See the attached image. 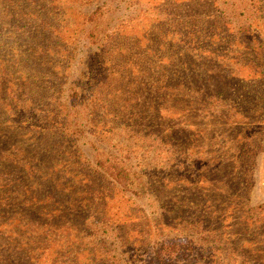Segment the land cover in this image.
Returning <instances> with one entry per match:
<instances>
[{"label":"rangeland","instance_id":"374dc122","mask_svg":"<svg viewBox=\"0 0 264 264\" xmlns=\"http://www.w3.org/2000/svg\"><path fill=\"white\" fill-rule=\"evenodd\" d=\"M15 1V5L0 7V13L12 11L15 17L10 21L0 14V147L19 142L29 148L31 158H39L40 152L47 164H65L66 159L80 156L95 166L97 159L111 157L130 169L135 184L129 189L113 184L102 169L92 178L101 192H96L94 203H106L99 215L104 227L97 217L90 218L99 229L94 239L118 264H147L156 253H161L164 264H249L242 257L238 234L229 227L235 222L234 213L225 218L220 230L219 225L210 233L194 230L190 221L205 203L204 193L200 189L188 192L172 180L180 166L191 171L188 176L208 178V161L218 169L225 157L233 161L232 155L238 156L237 149L226 153V137L231 132L214 119L213 100L201 99L215 89L211 85L228 82L225 74L231 76L228 109L233 113L250 110L247 119L238 113L233 119L247 123L239 135L254 141L264 133V82L260 83L264 79V0ZM28 10L37 14L36 19L46 18L59 26L60 36L53 41L60 39V45L54 52L38 55L37 49L43 51L47 40L38 36L33 42L27 38L29 32L22 36L18 14ZM94 11L97 15L92 21L80 16ZM170 19L175 23H167ZM180 19L204 27L192 62L209 74L194 77L189 71L177 72L178 77H170L175 83L173 93L164 100L160 96L161 47L180 38L176 33ZM118 29L121 35L116 45L110 37ZM160 34L164 38L154 39ZM45 35L50 36L48 31ZM21 65L26 67L20 70ZM21 72L42 87V98L37 97L39 88L34 86L26 95L19 92ZM74 94L77 97L72 103ZM177 94H191L195 104L188 105L185 112ZM164 113H171L167 116L180 123L176 136L188 137L190 165L180 153L168 151L162 141L157 124ZM185 117L192 122L188 124ZM251 160L249 194L245 196L247 185L240 192V184H231L238 191V196L228 200L232 207L246 197L250 206L264 203V149L256 150ZM241 166L242 160L223 167L212 176V185L204 186L213 199L210 206L220 203L213 187L223 185L222 179L229 180L232 170L240 176ZM38 176L47 182L44 174ZM121 235L126 239L123 246ZM218 246L222 249L214 251Z\"/></svg>","mask_w":264,"mask_h":264},{"label":"trees","instance_id":"16d2710c","mask_svg":"<svg viewBox=\"0 0 264 264\" xmlns=\"http://www.w3.org/2000/svg\"><path fill=\"white\" fill-rule=\"evenodd\" d=\"M20 1L22 0H19L18 3ZM55 1L57 0H49L50 3ZM11 3L15 5L16 1L0 0V7L3 4L5 7L11 6ZM188 11L191 12L192 10L189 9ZM10 12L12 11L8 12L6 10L0 14H4L3 17L6 20L12 21L13 13ZM18 15L20 17L18 23L21 24L19 29L22 30V36L29 32L30 35L27 38H32L33 42L36 41L38 36H42L47 40L48 43L43 51L40 48L37 49L39 51L38 55L48 51L54 52L56 45H60V39L53 41L54 37L60 36V33H58L59 26L46 18L36 19L37 14L32 10H28V12L20 11ZM96 15L97 11L80 14L84 19L88 18V21H92ZM13 18H15L14 15ZM167 23L172 25L175 20L170 19ZM167 23L161 25L164 26ZM177 24L181 26L177 27L179 33L176 32L180 38L177 39V42H175V38L172 39V43L166 48L161 47L163 49L161 60L164 66L160 65V82L162 83L161 90H163L160 96L164 100L172 95L169 93H173L175 83L173 84L174 78L170 77H178L177 72L183 74L189 71L194 77H200L201 75L207 77L209 74L208 70H204L202 66L194 65V62H192L196 55L195 53L192 54L195 50L194 47L199 46L200 39L205 35L204 27L192 25L190 21L182 19L178 20ZM158 29L161 33L164 31L161 27ZM119 30L114 32L113 37H110L116 45H118L121 35ZM46 31H48L49 37L45 35ZM161 38H164V34H160L154 39L159 40ZM167 48H169V51H167ZM117 49L119 50V47ZM37 50L34 53H37ZM118 56L123 57L122 54H118ZM164 59L168 60L166 61L167 66ZM25 67L26 65H21L19 68L21 70ZM121 68L124 67L121 66ZM124 73L126 71L121 74ZM224 76V80L228 82H222L218 87L217 85H211L215 89L202 95L201 99L207 97L208 100H213L214 119H219L218 123L224 125L225 129L231 132L226 137L228 146L226 153L232 149H237L239 154L238 156L232 155L233 161L230 160L231 157L222 159L218 169H214L215 165L210 164L211 161H208L209 166L206 170L209 172V176L211 174L208 178L203 177V175L197 178L188 176V173L192 174L191 171L188 172L187 167L180 166L172 182L185 186L184 190H188V192L202 189L199 190V193H204L205 203H202L201 208H199V214H192L193 220L190 221L191 226L195 228L194 230H203L205 233H210L218 230V225L220 230L225 227V218H232L234 213L235 222L229 227L238 234L239 246L243 247L244 250L242 253L244 261H248L249 264H264V221H262L264 219V203L258 206H250L249 199L246 197L241 200V203H236L232 207L233 204L228 201L230 197L238 196L237 189L234 190L231 184H240V192L247 185L248 189L247 192L245 191V196H248L249 188L252 186L253 169L250 166L254 165L251 159L256 150L264 149V133H260L261 138L254 141H249L245 135H239L240 131L245 130L247 123L233 119L237 113L242 118L247 119L250 110L245 109L233 113L231 109H228L226 98L229 97L230 80L228 78H231V76L230 74ZM186 77L189 78L190 76L187 74ZM20 78L22 80L17 84L20 86V93L26 95L34 86L39 88L37 97L42 98L41 86L32 83L25 72H21ZM263 82L264 79L260 83L263 84ZM10 89H12V86ZM76 97L77 94L72 95L70 98L72 103L76 100L74 99ZM186 97L188 99L185 101ZM176 99L178 104L185 105V112L190 109L188 105L195 104L191 94H177ZM201 99L200 101H202ZM167 110L164 109V112H167ZM167 114L171 113H164L160 116L157 124L159 132H161V139L166 146H169L168 151L175 154L180 153L186 165H190L189 163L193 159L189 158L188 137L176 136L179 133L176 127L180 123H175L174 120H171L172 117L167 116ZM184 119L188 124L192 122V120L189 121L188 117ZM181 129L184 132V128ZM0 149V264H118L115 260L113 261L110 251L108 249L103 251L94 239L97 237L99 229L97 225L94 227L93 223L89 221L94 216L98 218L97 221L99 224L101 223V226L106 225L105 221L101 222L99 217L104 213L106 203H94L96 192H101L98 187L94 186L92 178L96 171L102 169L109 175L113 184L120 186L122 189H129L135 184L130 169L121 161L111 157L97 159L95 166L91 162L81 160L80 156H76L73 161L69 158L66 159L65 164L62 161H52L47 164L39 151V158L37 156L31 158L29 148L19 145V142L11 144L5 149L0 147ZM20 152L23 154H20ZM241 160V167L243 168L241 175L238 176L233 171L234 166H232L233 170L230 171L229 180L222 179L223 185L214 186L212 189L216 191L215 195H217V200L220 203L215 208L213 205L210 206L209 203L213 199L211 195L208 197L206 194L208 189L204 186L207 184L211 186L212 176L218 174V171L221 172L223 167L225 169L230 168L232 163H241ZM85 163L87 165H84ZM40 173L44 174L47 182H41L42 179L38 176ZM20 174L23 175L21 180L17 178ZM195 174L198 175L199 171H196ZM189 208L195 212L194 207L189 206ZM123 232L118 233L122 234ZM215 236L219 237L218 232ZM119 238L123 246L126 239L123 235ZM220 242H222L221 239ZM170 247L175 248V246ZM221 249L218 246L214 251H220ZM147 264H164L161 253H156L153 260H150Z\"/></svg>","mask_w":264,"mask_h":264}]
</instances>
